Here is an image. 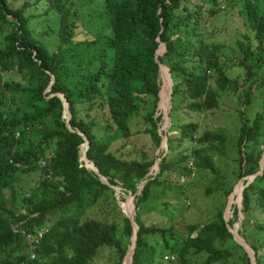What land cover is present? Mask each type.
Here are the masks:
<instances>
[{
	"label": "trees",
	"instance_id": "obj_1",
	"mask_svg": "<svg viewBox=\"0 0 264 264\" xmlns=\"http://www.w3.org/2000/svg\"><path fill=\"white\" fill-rule=\"evenodd\" d=\"M40 1L0 0V264H91L104 250L114 252L108 264H124L133 245L134 226L115 200L113 187L81 161L86 139L88 163L93 161L109 184L136 195L139 229L133 264H253L229 228L238 218L237 207L229 220L223 207L204 225H188L186 232L173 223L146 224L142 216L160 204L169 188V172L190 175L194 169L172 168L177 161L165 156L160 172L149 175L154 158L146 153L141 159L125 158L114 150L113 142L133 135L130 123L142 116L148 125L144 133L161 143L162 119L156 112L162 63L174 82L171 118L180 108L204 117L219 108L212 79L223 90L243 88L239 92L246 95L244 103L252 101L254 86L260 87L258 77H264V0H233L243 2L240 13L254 34V40L241 45L240 63L247 76L243 83L227 73L228 64L222 60L226 45L215 42L209 32V19L226 9L222 3L227 0H103V9L89 11V19L77 0H47L42 15L27 13ZM49 14L54 15L51 36L44 29L37 31L34 23ZM79 20H86L89 29L95 20L101 26L92 38L76 40ZM161 42L166 51L157 60ZM11 73L19 78L8 77ZM59 93L70 107L69 126ZM262 96L253 118L240 111L235 142L229 144L222 128L209 129L197 137L198 146L179 159L192 157L195 169L210 172L209 182L214 184L210 193L222 190L228 196L241 178L260 171ZM105 110L112 121L109 126L115 127L112 134L100 135L96 128L102 121L96 115ZM200 124L182 125L179 139L196 140ZM231 145L238 152L235 160L231 158L237 168L228 173L216 157L229 159ZM30 173L38 175V181L25 188L21 179ZM262 179L264 172L245 187L242 197V233L255 250L257 264H262L264 248ZM99 203V212L91 216L90 208ZM251 232L258 237L249 236Z\"/></svg>",
	"mask_w": 264,
	"mask_h": 264
},
{
	"label": "rangeland",
	"instance_id": "obj_2",
	"mask_svg": "<svg viewBox=\"0 0 264 264\" xmlns=\"http://www.w3.org/2000/svg\"><path fill=\"white\" fill-rule=\"evenodd\" d=\"M35 1L36 0H31L32 3H34ZM102 1L103 0H77V3L83 6V13L87 15L89 11L95 14L96 10H98L101 6L103 9L104 6L102 4ZM241 2L239 1L237 3L233 2V0L224 1L222 4H226V9L221 10V12L211 17L208 24L209 32L212 34L213 40L215 42L224 43L226 45V48L223 50L225 55H222V60L228 64L227 73L230 74V77L232 78H239L238 81L240 83H243L244 81H246L245 79L247 76L246 69L240 63V61L244 58V53L241 45L254 40V34L249 29L247 23L245 22V19L240 13L243 5V2ZM22 3L23 2L20 3L19 1L16 2V4ZM47 6L48 1L42 0L36 5V9H34L32 6L28 9L27 13L42 15L43 13H45ZM87 17L89 19L88 15ZM53 20V14L36 18L34 20V23L37 26V31L44 29V31L49 32L50 36L53 35V29L49 28V25L51 27H54ZM95 22V24H91V28L89 29L88 26H90V24L86 20L85 23H83L82 20H79L78 28L75 31V39L80 40L83 38H92L93 31L97 30L101 26V24H99L97 20H95ZM249 62L251 63L252 60H250ZM163 69L160 74L161 87L159 93L161 92V97L160 101H158V110L156 112V115H161L162 120L159 121L158 127L159 133L161 130V133L164 136H167V142H162L161 140V143L157 145L148 134L144 133V130L146 129V127H148V125L142 116H138L134 118L130 123V129L133 130L134 134L126 139L115 140L113 142V148L114 150L118 149L117 152L123 153V155H125V158L128 159H141L143 153H146L149 157L154 158L155 162L149 171V175H156L160 172L161 159L165 156H168V161H177L176 165L172 166V168L176 167L177 170L183 171L184 166H188L194 170L190 175L185 174V172H169L167 182L169 188L166 193L163 194L160 204L151 213L144 212L142 217H145L146 224L148 225L155 224L157 226H165L167 224L173 223V225L178 230L186 232L188 225H204L214 217V215L217 211H219L220 208L223 207L224 217L226 216V218H228L229 220L233 218L234 209L235 207H237L239 210L238 218L235 221L234 225L230 226L229 228H231L232 231L236 230L237 233H240V235L244 237L242 233V222H244L245 217L243 213L242 197L245 187L242 188L240 193H238L237 190L238 186H246L253 177L246 176L241 178L233 187L232 192L228 196H226L225 192L222 190H212V193H210L211 191H209L208 189H214V184L212 182H209L212 178L210 172L195 169L193 166V161L195 159H193L192 157L186 161L179 159L182 156L190 154L191 150L195 149L198 146L197 137L204 131H207L209 129L215 130V128L217 127L222 128L229 135V144L230 141L235 142V138L238 134L239 126L241 125L242 121V115L240 111L246 110V117L253 118L256 112L261 108L263 98L262 95L264 93V81L262 80H264V77H258L260 87L256 88V85L254 86L252 90L253 92L251 94L252 101L247 104L244 103L246 100V95H244V92H242V94L239 92L242 91L243 88H241L239 91L233 88L223 90L220 89V87L217 86L216 82L212 79V88L217 91L220 96V107L209 111V113L207 112L205 117L200 112L180 108L175 111L172 116V120V118L170 117V112L172 110V97L170 92L171 81L169 80L168 71L166 70V74L164 76ZM8 77L19 78L14 73H11L10 75H8ZM165 77H167L169 88L167 89V93L164 95L163 87L165 88L166 85ZM48 89H50V87ZM178 101L179 100L176 99L175 104H177ZM64 106L65 110H67L66 103L64 104ZM64 112V116L66 115V118L68 117V119L70 120L71 112L69 115L66 111ZM96 116L99 121H102L96 128L99 134H112L114 132L115 126H109V124H112V121L109 118L108 111L105 110L97 112ZM93 117L94 114L90 116V118ZM202 121L205 122L202 123ZM191 122H197L199 124L202 123L200 124L198 131L195 132L196 140L189 141L187 139H179L182 130L181 126ZM173 123L176 126H173ZM171 126L172 128H174V130H171ZM170 136H172L173 139L171 143L172 148L169 149L168 139L170 138ZM207 145L210 144L207 143ZM84 148L85 145L83 144L81 146L80 152L81 161H83L85 166L92 169L93 165L88 163L87 160L90 159H87L86 155L84 154ZM257 148L263 150V156L264 144L258 145ZM229 149V159L222 160L219 157H216V159L222 166V169L224 171L232 173V171L237 168V164L235 161H232L231 158L233 157L235 160V158L238 157V152L235 145H231ZM227 155L228 151L226 153V156ZM34 174L35 173H30V176L27 175L21 179V184L25 188L34 186L37 183L38 175ZM228 176L229 179H233V174H228ZM259 181L263 182L264 180L262 179ZM113 189L116 191L115 200L117 201L121 209H124L129 215L133 217L136 216V195L131 192H126L123 188L118 186ZM100 206H102V203L91 207L89 210L90 215L92 216L94 215V213L99 212ZM118 223H121L120 220H118ZM249 236L253 238L258 237V235L254 234V232L249 233ZM244 239L246 241L247 247L249 248V252L252 253L253 250L251 249L252 247L250 243L247 242L245 237ZM128 254L129 253H127L124 259V264H127ZM113 256L114 252L110 250H104L103 252H100V255H97V257L94 259V262H92L91 264H108L113 260ZM261 261L262 264H264V248L261 250Z\"/></svg>",
	"mask_w": 264,
	"mask_h": 264
},
{
	"label": "water",
	"instance_id": "obj_3",
	"mask_svg": "<svg viewBox=\"0 0 264 264\" xmlns=\"http://www.w3.org/2000/svg\"><path fill=\"white\" fill-rule=\"evenodd\" d=\"M164 48H165V50H166V44L164 43V42H162L161 44H160V46H159V48H158V50H157V52H156V56L155 57H157V60H158V56H160V55H162L163 54V50H164ZM162 66H165V65H163V63L161 64V70L160 71H162ZM166 68H167V70H168V72H169V77H170V80H171V86H170V92H171V97H172V86H173V84H174V82H173V79H172V77H171V73H170V71H169V68L167 67V66H165ZM54 82V77H53V81H52V83ZM59 96L62 98V100H63V102H64V104L66 103L67 104V110H65L67 113H68V115L70 114V107H69V104L67 103V100H66V98H65V96L63 95V94H61V93H59ZM159 97H161V92L159 93ZM64 114H65V112H64ZM169 116V115H168ZM65 118H66V115L64 116ZM67 119V124L68 125H70V123H69V119H68V117L66 118ZM160 135H162V142L164 141H166L167 142V136H164L162 133H161V130H160ZM86 138V137H85ZM84 145H85V148H84V154L86 155V157H87V151H88V148H89V141L86 139V141L84 142ZM87 159H88V157H87ZM92 164H93V168H92V170H94L98 175H99V177H100V179L102 180V182H104V183H106V184H108V185H110L111 187H113V188H115L116 186H113V185H111V184H109V182L107 181V179L99 172V169L97 168V166L95 165V163L92 161ZM263 172H264V155L262 156V158H261V161H260V171L258 172V173H256V174H254V175H251L253 178L247 183V185L246 186H248L254 179H255V177H257V175H260V174H263ZM149 181V179H146V180H144V181H142L141 183H140V185H139V187H138V190H137V194H139L140 192H141V190L143 189V187H144V185L147 183ZM241 183H243V182H241ZM246 186H243V188L244 187H246ZM123 211L124 212H126L124 209H123ZM126 214H127V216L132 220V224H133V226H134V235H133V237L135 236V239H134V244L132 245V247H131V249H130V251H129V264H133V256H134V252H135V248H136V239H137V233H138V229H139V227H138V224L136 223V221H135V216L133 217V216H131V215H129L127 212H126ZM225 219L226 220H228V218H226V216H225ZM230 231L234 234V237H235V239H236V241L239 243V244H241V245H243L244 247H245V249L249 252V248L247 247V245H246V241H245V239H244V237H242L241 235H240V233H237L236 232V230L235 231H232L231 230V228H230ZM133 239V238H132ZM252 250H253V252L251 253V252H249V254H250V257H251V260H252V263L253 264H257V261H256V256H255V250L253 249V248H251Z\"/></svg>",
	"mask_w": 264,
	"mask_h": 264
},
{
	"label": "bare ground",
	"instance_id": "obj_4",
	"mask_svg": "<svg viewBox=\"0 0 264 264\" xmlns=\"http://www.w3.org/2000/svg\"><path fill=\"white\" fill-rule=\"evenodd\" d=\"M164 68V69H163ZM166 67L165 66H162V69H163V73H164V76H165V74H166V70H167V68L165 69ZM168 71V70H167ZM169 74V73H168ZM163 76V77H164ZM167 80V77H165V88L163 87V93H164V95L167 93V89L169 88L168 87V80ZM169 80H170V77H169ZM171 81V80H170ZM169 93V92H168ZM93 165V164H92ZM159 167V166H158ZM157 167V168H158ZM242 185L241 186H238V190H237V192L238 193H240L241 192V190H242ZM130 202V201H129ZM134 239H135V236L133 237V241H134ZM127 264H129V257L127 258Z\"/></svg>",
	"mask_w": 264,
	"mask_h": 264
},
{
	"label": "clouds",
	"instance_id": "obj_5",
	"mask_svg": "<svg viewBox=\"0 0 264 264\" xmlns=\"http://www.w3.org/2000/svg\"><path fill=\"white\" fill-rule=\"evenodd\" d=\"M223 9H225V8H223ZM162 43V42H161ZM165 43V42H164ZM166 50H165V48H164V50H163V53L165 52ZM166 66V65H165ZM168 67V66H167ZM169 68V67H168ZM169 71H170V69H169ZM162 72V71H161ZM169 73V72H168ZM171 86V85H170ZM18 137V136H17ZM136 205V204H135ZM135 209H136V206H135ZM133 244H134V242H133ZM131 249V248H130ZM130 251V250H129ZM129 251H128V253H129ZM128 257H129V255H128Z\"/></svg>",
	"mask_w": 264,
	"mask_h": 264
},
{
	"label": "built area",
	"instance_id": "obj_6",
	"mask_svg": "<svg viewBox=\"0 0 264 264\" xmlns=\"http://www.w3.org/2000/svg\"><path fill=\"white\" fill-rule=\"evenodd\" d=\"M19 135V133H17V136ZM32 257H33V255H32ZM168 256H166V258H167Z\"/></svg>",
	"mask_w": 264,
	"mask_h": 264
}]
</instances>
